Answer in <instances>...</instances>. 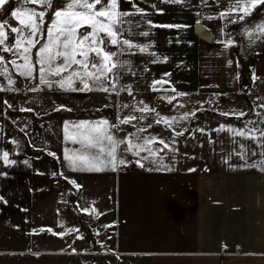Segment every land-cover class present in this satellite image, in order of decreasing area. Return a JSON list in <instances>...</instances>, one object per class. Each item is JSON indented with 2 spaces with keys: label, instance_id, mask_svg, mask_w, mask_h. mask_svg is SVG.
<instances>
[{
  "label": "rangeland",
  "instance_id": "rangeland-1",
  "mask_svg": "<svg viewBox=\"0 0 264 264\" xmlns=\"http://www.w3.org/2000/svg\"><path fill=\"white\" fill-rule=\"evenodd\" d=\"M135 2L146 5L145 9L152 6L155 12H134L130 17H125L126 20H132L133 24L125 25V28L131 27L132 31L124 34L136 43L148 46L145 51L133 48L132 52H126L122 57L131 61L132 71H122L118 79L123 85H132L131 94L126 90L118 93L96 89L71 91L63 90L58 86L51 89L42 86L39 91H31L25 89L24 84L27 82L31 87L35 81H26L11 64H8L10 73L16 77V87L23 89L17 92L11 90L7 85V79L0 75V84L5 85V89L0 90V196L4 197V200H0V264H106L107 262L142 264L139 258L118 257L109 250L113 240L111 230L114 203L113 175L126 172L125 176H127L139 171L155 173L177 167H198L199 164L212 166V140L217 127L214 124L213 114L222 111L220 105L223 99L211 97V93L207 91L199 95L191 92L195 90L192 86H196L198 77L195 74L196 66L193 60L196 51L189 38V31L187 32L185 27L160 26L171 22H173L171 25H180L179 11L190 8L191 5L204 8L208 24H213L211 19H208L213 13L212 2L207 0V6L201 5L200 0H187L183 4L169 3L168 0H135ZM63 3L64 0H57L56 6H63ZM153 5L164 11H156ZM171 5L177 11L172 15L166 11ZM27 6L36 7V5H26L24 0H9L3 8H0V19L16 25L18 21L11 17V11L17 7ZM120 6L122 9L132 8V0H120ZM50 16L51 14L49 18ZM148 19L156 22V26L148 25ZM225 22L228 38L231 32L230 24L226 20ZM144 32H147V35L141 34ZM13 40L14 34L10 33L9 41ZM153 41L154 43H151ZM110 47L115 51V46ZM214 48L213 45L205 46V55L215 54L218 50ZM256 48L258 46L251 51ZM35 52L36 49H33L34 57ZM256 54L257 51L253 54L254 59ZM6 56L11 59L10 54ZM163 56H167L168 59L163 60L161 58ZM211 65L213 62L206 60L203 66L205 73H210ZM166 72H171V76L165 79L171 80L177 90H185L188 95L177 96L168 83H164L163 90H153L152 81L159 79ZM35 75L38 76V72ZM249 75V78L253 77L250 73ZM205 79L213 80L208 76H205ZM244 82L248 85L243 78L240 79L242 85ZM76 83L77 87H82L79 81ZM107 83L111 84L112 81L109 80ZM159 87L157 85L158 89ZM247 92L253 93L251 89ZM165 95L173 96L175 99L169 102L163 98ZM5 99L11 103L12 111L8 110V106L4 103ZM141 100L155 108L161 115L176 116L178 123L173 127L181 135H175L172 128L167 127L164 122L153 123L157 119L155 113H144L145 120L121 124L116 134L121 138L129 133H135L137 136H158L171 147L160 144L159 140L155 141L152 147L160 149V153L156 157L143 160V166L137 164L136 160L148 156L147 152L141 151L139 156H135L131 152L124 151L125 145H121L118 155L131 163L120 165L116 170L110 167L91 171L68 168L64 160V149L68 148L71 152L80 149L81 144L74 143L71 139L65 140L63 131L65 120L94 121L100 117H107L115 124L118 114L128 115L130 109L135 108L134 101ZM118 103H128L130 108L120 110L117 108ZM60 104L68 105L71 111L57 110ZM197 106L200 107L199 120L196 118ZM184 112H195V117L192 116L195 119H181V114ZM132 114L139 116L140 112ZM147 124H152V127L147 128ZM140 127L145 128L143 133L137 132V128ZM193 132L195 135L191 134ZM13 139L17 143H13ZM172 141L175 143L173 144ZM200 142L202 144L198 149H201L202 156L197 157V154L191 153L190 149H197V144ZM221 143L220 148H223V138ZM45 148L49 151H45ZM4 151L8 152L9 160L16 161L15 164L4 162ZM91 151L97 152L99 149ZM51 152L57 153V157H53ZM53 172L57 175L53 176ZM61 172L63 175H60ZM71 179H76L82 187L77 189L71 183ZM82 207H87L90 211L82 212ZM32 229H36V232ZM69 229L74 230L69 231ZM58 232H64L65 235L59 236L56 234ZM73 248L77 251L73 252Z\"/></svg>",
  "mask_w": 264,
  "mask_h": 264
},
{
  "label": "crops",
  "instance_id": "crops-1",
  "mask_svg": "<svg viewBox=\"0 0 264 264\" xmlns=\"http://www.w3.org/2000/svg\"><path fill=\"white\" fill-rule=\"evenodd\" d=\"M210 1L212 14L230 3V0H221L219 4L216 0ZM232 2L234 5L235 0ZM138 5L146 8L144 4ZM170 7L166 9L168 13H177L173 5ZM147 11L155 12L152 6ZM179 13L181 22L178 23L189 25L186 30L196 51L193 60L198 80L191 92L199 95L207 91L211 97L223 99L222 111L213 114L214 124L218 127L229 123L233 129L247 125L248 129L264 130V107H260L264 105V92H247V84L240 83L243 71L264 78V39L250 43L242 31L245 25L254 27L264 20V6H258L243 21L229 23V36L237 43L228 47L221 43L228 39L223 18L215 16L209 25L205 9L192 5ZM199 24L210 33L211 40L197 34ZM256 35L259 33H253ZM210 45L218 51L206 56L204 47ZM257 46L259 50L251 51ZM229 59L233 61L231 65L227 62ZM206 60L213 62L210 73L204 72ZM205 76L213 80L206 81ZM196 110L199 120L200 107ZM236 112L244 115L223 114ZM217 127L212 140L211 167L199 164L155 173L136 171L125 176L123 171L113 175L115 223L112 221L113 240L109 249L113 255L139 258L142 264H264V170L239 167L260 158L261 146L257 139L264 137H243L227 128L222 132ZM221 138L223 148H220ZM201 144L190 152L202 156L198 149ZM241 144L246 147L241 149ZM241 151L246 152L247 161L238 155ZM190 168L195 171H189Z\"/></svg>",
  "mask_w": 264,
  "mask_h": 264
},
{
  "label": "snow or ice",
  "instance_id": "snow-or-ice-1",
  "mask_svg": "<svg viewBox=\"0 0 264 264\" xmlns=\"http://www.w3.org/2000/svg\"><path fill=\"white\" fill-rule=\"evenodd\" d=\"M8 2L9 0H0V8H3ZM168 2L183 4L187 0H168ZM220 2L221 0H216L217 4ZM24 3L26 5H36V7L14 8L11 11V17L15 18L18 24L13 25L8 20L0 19V75L7 79V85L11 90L19 92L23 89L16 87V77L10 73L8 64H11L15 71L23 76L26 81H35L31 87L27 82L24 84V88L31 91H39L42 86L49 89L58 86L63 90L71 91H91L96 89L118 93V91L126 90L131 94L133 91L132 85H123L118 79L122 71H132L131 61L122 57L124 53L132 52L133 48L145 51L148 46L138 44L124 34L132 31L131 27L125 28V25L133 24L132 20H126L125 17H130L134 12L146 13L147 9L140 7L135 0H132V8L129 9H122L120 0H64L63 6H56L57 0H24ZM200 3L203 6H207V0H200ZM258 6H264V0H235L234 5L232 0H230L227 8L210 14L208 19L218 16L225 19L228 23H235L237 20L243 21L246 16H251ZM153 7L156 8L155 5ZM156 11L163 12L164 9L156 8ZM233 13L243 14L232 15ZM49 14H51L50 18ZM147 24L156 26V22L151 19L147 20ZM160 26L169 28L189 27V25L171 24ZM242 31L248 36L250 43L264 39V20L258 21L254 27L245 25ZM10 33L14 34L12 42L9 41ZM253 33H259V35L253 36ZM141 34L147 35V32ZM151 43H154V41ZM221 43L228 47L236 44L237 41L229 36L228 39L221 41ZM110 46H115V51ZM33 49H36L35 57L33 56ZM6 54H10L11 59H8ZM161 58L165 61L168 59L167 56ZM227 62L229 65L233 63L231 59ZM145 70L147 71V68ZM37 72L38 76L35 75ZM133 74L135 73L133 72ZM170 76L171 72H166L159 79H154L152 81L153 90H163L164 83H168L177 96L188 95L177 90L171 80L165 79V77ZM109 80L112 81L111 84L107 83ZM77 81L80 82L82 87H77ZM157 85L160 86L159 89ZM4 89L5 85L0 84V90ZM163 98L169 102L175 99V97L170 95H165ZM4 103L9 108L12 107L7 99H5ZM134 103L135 108H131L128 115L118 114L116 116L117 123L115 124L107 117H100L94 121L65 120L63 122L65 140L71 139L74 143L79 142L81 144L80 149L71 152L68 148L64 149V160L67 162L68 168L91 171L104 170V168L110 167L116 170L120 165L131 163V161L118 155L121 145H125L124 151L131 152L135 156H139L141 151L147 152L148 156L136 160L137 164L143 166V160H147L149 157H156L160 153V149L152 147L155 141L159 140L160 144L171 147L162 137L158 136H137L135 133H129L121 138L116 134L121 124H131L136 120H145L146 116L144 113H155L157 119L153 123L164 122L167 127L172 128L175 135H181L173 127L174 124L178 123L176 116L161 115L143 100L134 101ZM177 103H180V101H177ZM260 107H264V105ZM117 108L122 110L130 108V106L128 103H118ZM59 109L71 111L66 104H60L57 110ZM28 111H32V109H28ZM137 111L140 112L139 116L132 114ZM223 114L244 115L243 112ZM194 115L195 112H184L180 118L187 120ZM248 123L251 124L252 122L249 121ZM146 127L151 128L152 124H147ZM225 128L232 130L234 135L239 133L240 136L254 139L264 137V130H259L255 127L248 129L247 125L245 128L236 129H233L232 125L220 124L218 126V130ZM144 131V127L137 128L139 133ZM200 131L206 130L200 129ZM191 134L195 135L194 132ZM13 143L17 142L13 139ZM172 143L174 144L175 141H172ZM257 143L261 146L260 158L251 163H242L239 167H256L264 170V139H257ZM240 147L244 149L246 146L241 144ZM92 149H99V151L93 152L91 151ZM44 150L49 151L47 148ZM175 151H178V149H175ZM50 154L53 157H57L55 152ZM255 154L254 150L253 155ZM238 155L243 160H248L245 151H241ZM8 156V152L4 151V162L6 164H15L16 161L9 160ZM229 166L237 167L236 165ZM188 170L195 171L194 168ZM3 175H7V173H3ZM52 175L55 176L57 173L53 172ZM60 175H63V172ZM65 178L69 179L68 177ZM71 183L77 189L82 187L76 179H71ZM0 200H4V197L0 196ZM81 211L89 212L90 209L82 207ZM72 230L74 229H69V231ZM32 231L36 232V229H32ZM56 234L59 236L65 235L64 232ZM72 251L75 252L77 250L73 248Z\"/></svg>",
  "mask_w": 264,
  "mask_h": 264
},
{
  "label": "built area",
  "instance_id": "built-area-1",
  "mask_svg": "<svg viewBox=\"0 0 264 264\" xmlns=\"http://www.w3.org/2000/svg\"><path fill=\"white\" fill-rule=\"evenodd\" d=\"M249 77H250L249 73L248 72L246 73L245 71L243 73V79L244 81L248 82V85H249V87L247 85L248 89L249 90L251 89V91L256 94L263 93L264 92V78H256V77L249 78Z\"/></svg>",
  "mask_w": 264,
  "mask_h": 264
},
{
  "label": "bare ground",
  "instance_id": "bare-ground-1",
  "mask_svg": "<svg viewBox=\"0 0 264 264\" xmlns=\"http://www.w3.org/2000/svg\"><path fill=\"white\" fill-rule=\"evenodd\" d=\"M196 32L201 38L208 39V40L212 39V36L210 35V33L200 24L197 26Z\"/></svg>",
  "mask_w": 264,
  "mask_h": 264
},
{
  "label": "flooded vegetation",
  "instance_id": "flooded-vegetation-1",
  "mask_svg": "<svg viewBox=\"0 0 264 264\" xmlns=\"http://www.w3.org/2000/svg\"><path fill=\"white\" fill-rule=\"evenodd\" d=\"M16 76H17V74H16ZM8 110H11V111H12V109H11V108H9V107H8Z\"/></svg>",
  "mask_w": 264,
  "mask_h": 264
}]
</instances>
